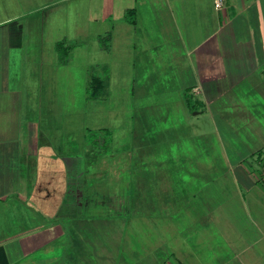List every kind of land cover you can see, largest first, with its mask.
Wrapping results in <instances>:
<instances>
[{
    "label": "crops",
    "instance_id": "1",
    "mask_svg": "<svg viewBox=\"0 0 264 264\" xmlns=\"http://www.w3.org/2000/svg\"><path fill=\"white\" fill-rule=\"evenodd\" d=\"M75 1L0 0V264H264V0L220 9L214 0H102L104 21L113 25L121 8L118 19L139 39H149L144 18L168 41L167 80L176 83L160 94L186 108L169 126H150L169 130L168 154L136 160L140 172L137 116L130 148L110 154L90 146L84 124L74 130L64 116L43 131L31 116L41 111L34 105L60 100L50 90L58 59L45 57L58 55L67 33L52 16ZM204 110L217 131H245L247 161L233 141L224 148L235 156L207 165L170 155L182 131L205 135L189 125ZM128 153L130 163H113ZM209 164L222 172L203 177ZM193 232L203 238L190 240Z\"/></svg>",
    "mask_w": 264,
    "mask_h": 264
},
{
    "label": "rangeland",
    "instance_id": "2",
    "mask_svg": "<svg viewBox=\"0 0 264 264\" xmlns=\"http://www.w3.org/2000/svg\"><path fill=\"white\" fill-rule=\"evenodd\" d=\"M54 8L56 9V7ZM103 11L102 0H76L73 4L57 7V11L52 17L67 33L63 34L65 39L62 41L63 47L60 48L58 55L54 57L51 53L45 57V63L51 64L58 59V66H56L59 69L56 72L58 77L57 80L55 79L56 82L51 85L53 89L50 90L60 96V100L55 102L56 104L34 105V109L41 107V111L38 110L35 113L32 111L31 116L37 117L43 131L54 128L49 126L51 120L54 123L67 122L74 130L84 124L89 139L93 138L92 134L95 130L107 128L111 130L108 135L109 144L105 151L101 150V152L110 154L130 148V140L135 130L142 128L137 124L136 116L139 118L138 123L152 120L156 128H163L173 122L176 113L184 112L186 108L183 103L177 105L168 103L171 100V94L168 93L171 91L165 95L160 94V92L168 91L162 88L163 86L172 85L175 81L167 80L168 75L171 76L167 69L168 41L165 38H157L159 34H155L156 26L146 22L144 18L140 19L141 26L145 27V37L149 39H139L143 35L137 36L136 33L128 31L131 26L120 18L118 19L117 16L122 11L121 8L114 9L113 25L102 19ZM93 15L96 16V20H93ZM110 28L113 30L112 39H103L104 33ZM78 37L79 39L76 40ZM105 45L106 47H104ZM28 58L31 61L38 60L37 57ZM92 78L101 81L102 85L98 88L101 96L99 98L88 95V87H90ZM30 106L33 107L30 104H25V108ZM197 108L196 106L191 114H195ZM81 113L88 115L86 120ZM64 116L66 119H59ZM81 116L83 121L79 119ZM192 118L189 125L195 131L203 130L205 133L203 154L200 156L202 158L203 155L204 164L207 165L218 159L223 161V159L235 156L227 152V147L233 148L231 141L241 145L236 147L243 151L241 154L246 161L248 160L244 144H248L249 140L245 131L237 130L235 136H228L220 129L217 131L218 121L214 119L210 111L206 110L200 114L192 115ZM90 133L92 134L90 135ZM102 138L100 136L98 139L100 143L103 141ZM63 140L65 141V138ZM181 143V151L190 148V142H187V139L184 138ZM224 144L227 147L224 148ZM166 148L167 146L157 147L158 158L167 155ZM94 154L99 155L100 152H94ZM123 155L113 157V163L116 161L123 163L124 158L130 163L129 153ZM107 160L109 159H102L105 163ZM129 165L130 171L132 163L131 167ZM210 166L209 164L207 168L202 169L203 177H210L223 170ZM149 170L151 171V169ZM137 171L140 172V169ZM222 174L230 176V174ZM140 209L142 208L140 207ZM143 210L146 211V209ZM147 228L150 229V226ZM147 228L145 227V229ZM199 235H202L201 238H203V233L193 232L190 240H195V237ZM178 240L182 242L181 238Z\"/></svg>",
    "mask_w": 264,
    "mask_h": 264
},
{
    "label": "trees",
    "instance_id": "3",
    "mask_svg": "<svg viewBox=\"0 0 264 264\" xmlns=\"http://www.w3.org/2000/svg\"><path fill=\"white\" fill-rule=\"evenodd\" d=\"M104 39V38H103ZM102 39V40H103ZM62 47V42H58L57 44V48H61ZM106 47V45H105ZM100 79H96V78H93V80H91V83H90V87H88V95L89 97H93V98H99L101 97L100 96V93L98 92V88L101 87L102 84H100ZM92 90V91H91ZM189 106V104H188ZM152 122V123H151ZM147 124V126H146ZM154 125L153 121H150V120H146L145 121V127L144 129L142 130L143 133H144V137L141 136L139 137V142H141V145L143 146V149L141 148L140 149V145H133V148L136 150V151H133V170L136 172V170H138V165L136 166V160H140L141 157L143 158H148L150 159L151 157V154H152V151L157 150V147L159 146H167V140H168V137L170 138L171 136L167 135L166 134V131L164 132H159L158 134H155L152 132V128L150 127L151 125ZM89 131V130H88ZM169 131V130H168ZM167 131V132H168ZM111 130L107 129V128H99L97 130H95V132L90 133V135L92 134L93 135V138L92 139H89V136H88V141H89V144L90 146L92 147H95L96 149L98 150H104L108 147V144H109V134H110ZM186 132V131H185ZM185 132H181L183 134H185L187 136L188 133H185ZM171 133V132H170ZM178 133V132H176ZM103 137V141L102 143L99 142V137ZM184 137L182 135V138H180L178 140V137H175L176 138V149H173V151H170V155L172 156L173 154H175V160H191V161H197L199 159H202L203 158V155H202V158L200 157L201 154H203V135H190L188 137ZM185 138V140L187 139V142L189 141V145H190V148H188V150H184V151H181L180 150V145L182 144L181 142L183 141V139ZM181 143V144H180ZM160 144V145H159ZM140 149V150H138ZM159 151V150H158ZM167 153V151H166ZM168 154V153H167ZM144 175H151V171L148 169H144Z\"/></svg>",
    "mask_w": 264,
    "mask_h": 264
},
{
    "label": "built area",
    "instance_id": "4",
    "mask_svg": "<svg viewBox=\"0 0 264 264\" xmlns=\"http://www.w3.org/2000/svg\"><path fill=\"white\" fill-rule=\"evenodd\" d=\"M214 6L216 9H220L224 6V0H214Z\"/></svg>",
    "mask_w": 264,
    "mask_h": 264
}]
</instances>
